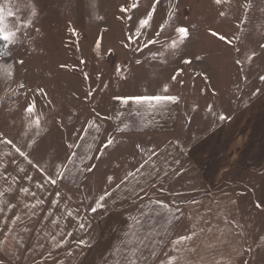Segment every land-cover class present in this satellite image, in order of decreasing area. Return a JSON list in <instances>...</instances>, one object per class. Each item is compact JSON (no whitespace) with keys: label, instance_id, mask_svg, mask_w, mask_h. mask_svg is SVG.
<instances>
[{"label":"crops","instance_id":"crops-1","mask_svg":"<svg viewBox=\"0 0 264 264\" xmlns=\"http://www.w3.org/2000/svg\"><path fill=\"white\" fill-rule=\"evenodd\" d=\"M49 1L0 0L5 10L0 28L14 33L6 40L10 57L22 47L29 54L40 39L45 40L40 32L50 19ZM8 9L14 15L7 16ZM66 31V26L56 27V36L46 42L42 58L53 67L44 78L36 72L44 82L40 90L25 87L18 96L12 89L0 92V255L10 258L9 264H123L121 250L130 238L133 218H138L141 223L134 230L143 240L136 244L143 250L139 264H151L169 245L170 257L154 264H264V225L248 235L246 246L238 196L227 194L224 185L264 158L258 148L246 153L235 147L228 159L233 145L228 143L247 142V135L252 143H264V117L251 119L249 132L243 134L238 131L240 116L229 122L218 118L215 124L205 119L204 125L213 129L188 142L180 118L184 93L142 85L143 79L156 76L155 66L160 65L159 71L163 66L160 27L159 38L124 39L121 60L116 51L114 60H106L126 65L110 76L122 82L106 90L100 108L99 83L93 85L97 74L93 70L74 74L67 69ZM149 40L157 42L144 47ZM146 62L153 63V70L134 69ZM26 75L17 73L14 79ZM67 75L80 86L67 87ZM140 95H168L177 100L153 108L118 99ZM33 103L35 111H25ZM226 104L220 103L224 109ZM256 106L257 102L250 110ZM229 127L234 134L228 137ZM108 139L113 143L104 147ZM255 183L252 187L259 186L256 207L264 214V174ZM221 188L217 195L194 198L196 191ZM105 192L111 195L102 202L107 207L102 220L97 210L92 211L96 206L91 202L96 205ZM181 236L191 238L179 241H186L180 247ZM197 239H202V246H196ZM182 253L186 256L179 257Z\"/></svg>","mask_w":264,"mask_h":264},{"label":"rangeland","instance_id":"rangeland-1","mask_svg":"<svg viewBox=\"0 0 264 264\" xmlns=\"http://www.w3.org/2000/svg\"><path fill=\"white\" fill-rule=\"evenodd\" d=\"M49 3L52 7L50 19L44 21L48 24L40 32L46 41L40 39L39 44L29 54L22 47L13 57H10V52L0 55L1 93L12 89L17 94L19 89L25 87L40 90L39 87L44 86L42 78H37L36 72L44 78L46 71L53 67L42 58L46 42L54 37L53 34L56 36V27L65 29L66 26L67 69L74 74L80 70H93L97 74L98 78L93 79V85L95 82L99 83L101 108L107 98L106 90L113 89L122 82V79L115 80L110 76L114 71L124 70L126 65L122 61L107 62L106 60L115 59L112 52L116 51V58L121 60L119 56L126 51L120 45L121 41L159 38L158 29L164 25L161 31L163 66L159 71L160 65H154L157 71L153 76H156L153 79H143L142 85L149 89H163L167 85L168 90L184 93L180 118L185 125L183 135L188 142L212 130L211 126L204 125L203 120L209 119L206 122L215 124L222 111L227 117L226 122L240 116L242 123L238 131L242 130V134L249 132L251 119H256L257 115L264 117V79H261L264 77V0H221L220 3L216 0H50ZM134 3L137 4L136 8L132 7ZM154 3L156 7L150 26L141 29V34L137 37L139 20L147 17ZM65 18L67 20L64 23ZM181 26L188 29V37L178 47H169L171 40L176 37L175 29ZM62 33L64 36V32ZM0 50L3 48L0 47ZM86 57L92 58L93 62L78 61ZM185 60L190 62L185 63ZM145 64L146 66L136 65L134 69L145 72L153 70V63ZM7 65L12 67L7 68ZM55 66L58 69V64ZM177 70H180L178 74ZM17 73L27 74L26 78L18 76L14 79ZM173 76H176L175 80L172 79ZM66 80L67 87L80 86L69 75ZM87 80L90 84L91 79ZM82 81L84 84V80ZM256 102V110L251 111L250 107ZM220 103H227L226 109ZM211 104L214 106L210 107ZM191 115L193 124L189 121ZM233 134L234 129L229 127L227 136ZM246 137L247 142L228 143V146L233 144L228 149V159L235 147L244 149L246 153L251 148H258L260 153L264 151L263 142L252 143L250 136ZM231 139L232 137L228 140ZM252 163L255 164L250 163L236 181L224 184L227 194L238 196L246 246H249L248 235L264 225V214L256 207L259 186L252 187L256 184V179L264 174V158ZM196 192L194 198L198 199L222 193V188L221 191L216 189L214 192ZM91 204L96 206L94 202ZM91 204L89 202V206L93 207ZM96 210L99 218L103 220L107 207H96ZM99 225L101 226V222ZM185 244L186 241L179 242L180 247ZM196 246H202V239L196 240ZM171 252L169 245L151 264L155 260L160 263L168 259ZM185 256L186 253L179 255ZM0 259V264L10 262V258L4 255H0ZM241 259L246 260V257Z\"/></svg>","mask_w":264,"mask_h":264},{"label":"snow or ice","instance_id":"snow-or-ice-1","mask_svg":"<svg viewBox=\"0 0 264 264\" xmlns=\"http://www.w3.org/2000/svg\"><path fill=\"white\" fill-rule=\"evenodd\" d=\"M157 2H159V0H157ZM216 2L220 3L221 0H216ZM132 7L136 8L137 4L134 3L132 5ZM155 7H156V4L154 3L152 5V11L148 12L147 17L139 20V26L136 29V36L137 37L141 34V29H144V28L150 26V21L152 19L153 12L155 11ZM4 15H5V10H4V8L2 6H0V21L4 20ZM6 15L7 16H12V15H14V13L12 12L11 9H8ZM221 15H223V13H221ZM27 23H31V21H28ZM160 28H161V31H163L164 25H161ZM0 33H3V38L5 40L9 39L11 36L14 35V33H11V32H4L3 28H0ZM175 33H176V37L174 39H172L171 43L169 44V47H171V48L178 47V45L182 41H184L188 37V34H189L188 33V29H186L185 27H182V26L181 27H177L175 29ZM159 34L160 33L158 32L157 35H159ZM221 39H224V37H221ZM156 42L157 41H155V40H149L148 43L144 45V47H148L149 44H154ZM139 62L140 61H137V63H139ZM184 62L188 63L190 61L185 60ZM237 63H239V61H237ZM6 67L7 68H11L12 66L11 65H7ZM179 71L180 70H177V74L179 73ZM172 79L175 80L176 76H173ZM261 79H264V77H261ZM163 91L164 92L168 91V86L167 85H164ZM118 99H122L123 103H125V104H128L129 101H135L138 105L147 103V104L150 105V107H153V108L159 107L162 104H164L165 102H175L177 100L176 97L168 96V95H140V96H131V97H118ZM25 111H27L29 113L34 112L35 111L34 103L30 104L25 109ZM226 118L227 117L223 113H221L220 116H219L220 120H225ZM39 122H40V118L37 117L36 118L37 126L39 125ZM119 130L122 131L123 129H119ZM9 143H11V141H9ZM111 143H113V140L108 139L105 142L104 147L109 146ZM69 147H71V146H69ZM17 151L19 152L20 149L17 148ZM20 154L24 155V153H22V152ZM145 163H147V162H145ZM142 167H143V165H141V168ZM91 170H92L91 168L88 169V171H91ZM137 171H139V169H137ZM57 175L60 176L61 178L63 177V173H59L58 172ZM128 175L132 176L134 174L133 173H129ZM28 178L31 179V177H28ZM127 178L128 177H125V180H127ZM108 180H109V182H111L112 181V177H109ZM51 183L55 184L56 180H54V179L51 180ZM119 187H120V185H117V188H119ZM24 191H27V190L24 189ZM109 195H111V193H108V192H105L103 195H100L98 200L96 201V207H103L102 202ZM158 203L163 204V202H158ZM95 210H96V208H92V211H95ZM140 223H141V221L138 218H133V224L130 226V228L133 229V230L130 232V238L125 241L124 247L121 250V260L123 261V264H139L140 256L143 254V250H142L141 247H137L136 244L137 243L143 244V240L139 236H137V234H136L134 229H135L136 226L140 225ZM80 227L83 228L84 225L81 224ZM190 238H191L190 236L189 237L181 236L177 242L183 241L184 239H190ZM152 254L154 255V253H152ZM118 264H119V262H118Z\"/></svg>","mask_w":264,"mask_h":264},{"label":"trees","instance_id":"trees-1","mask_svg":"<svg viewBox=\"0 0 264 264\" xmlns=\"http://www.w3.org/2000/svg\"><path fill=\"white\" fill-rule=\"evenodd\" d=\"M67 24V23H66ZM68 25V24H67ZM67 31H68V28H67ZM68 33V32H67ZM67 33H66V36H65V38L66 39H68L67 38ZM0 47H2L3 48V50H0V55H5V54H8L9 53V46H8V43H7V41L4 39V38H2V37H0Z\"/></svg>","mask_w":264,"mask_h":264}]
</instances>
